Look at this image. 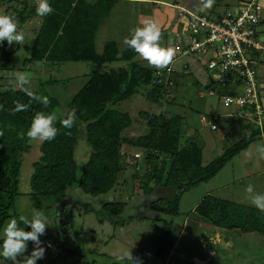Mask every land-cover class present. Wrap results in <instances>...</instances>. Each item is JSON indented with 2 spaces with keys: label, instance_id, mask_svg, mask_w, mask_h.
Returning <instances> with one entry per match:
<instances>
[{
  "label": "rangeland",
  "instance_id": "obj_1",
  "mask_svg": "<svg viewBox=\"0 0 264 264\" xmlns=\"http://www.w3.org/2000/svg\"><path fill=\"white\" fill-rule=\"evenodd\" d=\"M237 1L215 0L211 9L202 12L199 10L201 0H140L138 3L125 0L122 5L114 8L112 15L101 21L96 33L98 50L109 40H114L119 49H122L126 46L124 39L129 37L130 30L140 26L145 19H152L162 29L161 46L170 47L176 53L171 70H165L167 79L172 81L171 85L168 84L172 91L170 95L165 93V97L152 101L147 97L149 91L144 88L128 100L115 105V108L127 113L132 119L131 125L123 130L122 138L134 140L148 133L150 120L144 118L142 112L159 114L163 111H174L183 117L185 122L179 143L183 144L186 139L192 137L191 139L202 148L203 165L220 155L248 131L250 120L247 115L238 117L239 115L234 113V106H224L216 92L211 94V90L205 88L210 79L216 80L218 77L215 72L207 70L206 62L202 60L205 58L199 61L197 56L177 50L178 47H184L189 40L183 20L177 19L175 5L185 7L193 13L221 15L227 9L232 10ZM21 5V2L0 0V14L13 15L18 26L26 33L24 45L0 42V92L9 87L18 88L14 77L17 71L30 75L32 90L41 87L45 80H57L50 85L45 83L44 90L60 100L59 106L54 110L60 116L67 110V100L87 81L93 64L34 61L24 65V60L31 54L33 39L41 19L36 17L32 23L24 26L18 18ZM138 11L146 18H138ZM262 18L263 23L259 29L264 36V12ZM4 48L7 49V54L3 52ZM134 60L148 65L139 55ZM126 65L125 62H113L106 64L102 69L116 70ZM175 69L178 72L173 74ZM157 72L162 75L163 71ZM261 95L264 97V90ZM168 98L174 100L170 101ZM216 117L218 127L211 129V122ZM76 121L82 125L81 121ZM189 131L192 136L188 135ZM41 143L29 139L26 150L21 154L18 175L20 195L16 197L14 208L9 212L10 217L0 232V238H3L4 227L13 218L18 220L20 216H26L31 219L33 210L44 212L49 226L40 240L46 251L44 258L37 260L36 264H88L85 261L89 258H92L89 264H112L114 261H117L116 264H127L128 260L121 257L129 251L139 258L141 264H264V235L244 234L238 230L214 226L202 221L193 213L206 194L253 206L246 198L245 188L251 183L255 191L264 193V159H260L255 153V146L263 143V140H257L255 144L235 155L208 181L187 187L179 196L175 214L169 211L167 202L179 192L178 189L150 183L155 193L162 194L164 201L160 207L165 208L164 212L151 206L149 198L146 199L142 194V181L146 179L143 157L147 151L130 145L127 141L121 142L119 149L123 170L118 173L117 182L109 192L93 197L85 194L75 184L65 192V198L74 199L76 203H73L78 208L67 205L65 209L58 211L64 199L46 200L41 209L33 207L28 194L29 179L33 172V163L40 156ZM89 153L90 146L82 136H78L74 146L75 161L82 164L87 160ZM137 153L140 158L135 160L133 158ZM159 154L164 156L163 153ZM85 201H93L97 205L104 201H115L123 203L125 207L135 205L138 209H135L134 213L124 209L126 215L133 216L125 218L124 223L113 224L108 220L100 223L95 213L83 209ZM20 226L30 229L22 222ZM161 236L167 237L172 244H165L164 240L161 241ZM32 249L28 248L25 255H29ZM158 249L164 252L158 255ZM0 264L11 262L0 257Z\"/></svg>",
  "mask_w": 264,
  "mask_h": 264
},
{
  "label": "trees",
  "instance_id": "obj_2",
  "mask_svg": "<svg viewBox=\"0 0 264 264\" xmlns=\"http://www.w3.org/2000/svg\"><path fill=\"white\" fill-rule=\"evenodd\" d=\"M2 1L22 3L18 12L21 23H25L32 16L41 19L33 39L31 54L24 60V65L34 61L93 64L87 81L67 100L66 112L58 116L63 119L67 112L75 109L76 120L82 122V127L75 120L71 129H65L58 120L56 127L59 134L54 140L41 143L40 156L33 163V172L29 179L28 194L33 207L41 209L46 200L65 199V192L75 184L85 194L93 197L109 192L117 182L118 173L123 170L119 149L121 142L127 141L128 144L147 151L143 157L146 179H141L142 194L146 199L149 198L151 206L164 212L165 208L160 207L164 201L162 194L155 193L150 183L178 189L179 192L167 202L169 211L175 214L179 196L187 187L214 177L227 162L251 143L257 140H263L264 143V121L262 125L250 121L249 129L242 138L202 165V148L191 139L192 137L186 139L183 144L179 143L185 122L183 117L169 110L159 114L142 112L141 115L150 120L148 133L134 140L122 138L123 130L131 125L132 119L127 113L115 108V105L128 100L144 88L149 91L146 96L152 101L165 97V93L170 95L172 91L168 84L156 82L158 77L155 74L158 70L134 60L138 54L133 49L127 46L119 49L114 40H109L104 42L101 51L97 50V30L101 21L109 16L116 0H49L54 11L44 17L37 15V4L31 0ZM6 50L4 48L3 52L7 54ZM113 62H125L127 65L116 70L102 69L106 64ZM186 67L189 68L188 65ZM165 72H162V81L166 77ZM172 72L176 74L178 70ZM229 77L224 84L210 79L205 88L216 92L219 98L235 95L240 83L239 80H233V74L230 73ZM56 81L45 80L41 87L33 90L37 95L49 98L47 107L38 101L30 100L20 88L9 87L0 92V105H3V109H0V131L4 133L0 136V232L10 217L9 212L14 208L16 197L20 195V158L29 141L26 132L31 121L37 112H54L60 104L57 97L44 90L45 83L50 85ZM17 101L29 104V109L10 114L9 110L14 109ZM217 124L216 117L211 125L216 127ZM21 134H24L23 138ZM78 136H82L90 146L89 156L82 164H78L74 159V146ZM72 201L76 203L74 199ZM85 202L83 209L95 213L100 223L104 220L113 224L124 223L125 218L133 217L124 212L135 211V207H125L121 202L104 201L100 205L93 201ZM193 213L202 221L214 226L238 230L244 234L264 235V212L255 206L206 194ZM24 230L30 231L28 228ZM163 237L161 236V241L164 240L167 245L170 242L172 244L167 237ZM2 240L3 238H0V244ZM28 248H33L32 242H28ZM163 252L158 249L157 254L161 255ZM91 260L92 258H89L85 262L89 264ZM116 263L117 261L112 262ZM127 264L131 262L128 261Z\"/></svg>",
  "mask_w": 264,
  "mask_h": 264
},
{
  "label": "built area",
  "instance_id": "obj_3",
  "mask_svg": "<svg viewBox=\"0 0 264 264\" xmlns=\"http://www.w3.org/2000/svg\"><path fill=\"white\" fill-rule=\"evenodd\" d=\"M177 19L183 20L189 42L178 47V52L197 56L206 62L208 71L218 74L216 82L239 80L235 95L222 96L224 106H234V113L258 125L264 121V36L259 29L263 23L264 0H238L232 10L221 15L193 13L185 7L175 5ZM262 36V37H261ZM157 83L172 84L167 76L161 79L156 72ZM211 94L214 91L211 90ZM215 129L214 125H211ZM140 158L137 153L133 159Z\"/></svg>",
  "mask_w": 264,
  "mask_h": 264
},
{
  "label": "clouds",
  "instance_id": "obj_4",
  "mask_svg": "<svg viewBox=\"0 0 264 264\" xmlns=\"http://www.w3.org/2000/svg\"><path fill=\"white\" fill-rule=\"evenodd\" d=\"M215 0H201L200 11H206L212 8ZM54 9L49 0H37L36 13L44 17L50 15ZM163 33L161 27L155 20L145 19L140 26L130 30V36L125 37L124 44L133 49L149 66L158 71L171 70L175 63V51L168 47H162ZM6 41L9 45H24L25 33L18 26V22L13 15L0 14V42ZM16 85L32 101H38L47 107L50 100L47 96L37 95L31 88L30 75L26 72L14 73ZM30 105L17 101L14 109L9 110L10 114L27 111ZM3 109V105H0ZM65 129H71L76 120V110L73 109L66 113L65 118L60 119L55 112L45 113L37 112L26 132L27 137L34 141H52L59 134L56 127L57 121ZM0 131V136H3ZM24 134H21L23 138ZM255 153L260 159H264V143L255 146ZM246 198L250 203L261 212H264V193L255 191L254 186L249 183L245 188ZM28 226L30 231H25L20 226ZM49 226L48 218L44 212L33 210L31 219L26 216H20L19 219H11L3 229V240L0 244V257L10 261L11 264H36L37 260L45 256V248L42 247L40 237L46 232ZM28 242H32L33 249L29 255H24L28 251ZM20 258V259H18ZM121 259H127L131 264H141L138 257H134L132 251L124 253Z\"/></svg>",
  "mask_w": 264,
  "mask_h": 264
},
{
  "label": "crops",
  "instance_id": "obj_5",
  "mask_svg": "<svg viewBox=\"0 0 264 264\" xmlns=\"http://www.w3.org/2000/svg\"><path fill=\"white\" fill-rule=\"evenodd\" d=\"M88 1H90V2H93V1H95V0H88ZM123 1H125V0H123ZM122 0H116V2H115V4H114V6H113V8H112V10L110 11V13H109V16L110 15H112V12L114 11V8L117 6V5H119V4H121L122 2H123ZM140 0H129V3H135V2H139ZM142 1V0H141ZM34 2H36L37 3V0H34ZM120 2V3H119ZM136 3V4H137ZM122 5V4H121ZM137 6H139V4H137ZM108 16V17H109ZM137 16H139L138 18H140V17H142L143 19L144 18H146V17H144V15H142L141 13H139V11H138V13H137ZM37 16H32L30 19H28L24 24V26H27V25H29L30 23H32V20L34 19V18H36ZM37 18H39V17H37ZM25 33V32H24ZM25 35H26V33H25ZM102 49V48H101ZM101 49H97L98 51H101ZM220 115V114H219ZM200 121H201V119H199ZM218 127V126H217ZM188 135H190V136H192L191 134H190V131L188 132ZM256 142H253V143H251L250 145H253V144H255ZM249 145V146H250ZM248 148V147H247ZM246 148V149H247Z\"/></svg>",
  "mask_w": 264,
  "mask_h": 264
},
{
  "label": "water",
  "instance_id": "obj_6",
  "mask_svg": "<svg viewBox=\"0 0 264 264\" xmlns=\"http://www.w3.org/2000/svg\"><path fill=\"white\" fill-rule=\"evenodd\" d=\"M67 205H70V206L74 205L72 199H70V198H65L64 200L61 201V203H60V205H59L58 208L62 209L63 207H65V206H67ZM135 209L137 210L138 207H135Z\"/></svg>",
  "mask_w": 264,
  "mask_h": 264
},
{
  "label": "flooded vegetation",
  "instance_id": "obj_7",
  "mask_svg": "<svg viewBox=\"0 0 264 264\" xmlns=\"http://www.w3.org/2000/svg\"><path fill=\"white\" fill-rule=\"evenodd\" d=\"M133 207H136L135 205H132Z\"/></svg>",
  "mask_w": 264,
  "mask_h": 264
}]
</instances>
